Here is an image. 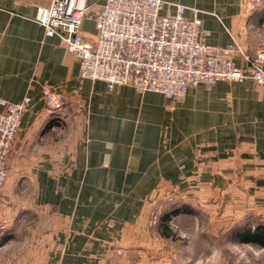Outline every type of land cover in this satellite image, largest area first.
<instances>
[{"label":"crops","instance_id":"0c3cea01","mask_svg":"<svg viewBox=\"0 0 264 264\" xmlns=\"http://www.w3.org/2000/svg\"><path fill=\"white\" fill-rule=\"evenodd\" d=\"M102 1L87 0L88 40ZM165 1L162 12L200 9L206 43H237V65L262 53L264 68V0ZM51 2L0 0V101L30 98L7 155L0 264H152L148 240L163 233L150 229L147 208L169 191L200 189L207 203L228 175L244 195L238 212L248 203L264 216V84L219 80L176 99L109 90L81 77L58 34L45 35L35 16ZM43 85L64 97L60 111L45 107Z\"/></svg>","mask_w":264,"mask_h":264},{"label":"built area","instance_id":"2783aa9c","mask_svg":"<svg viewBox=\"0 0 264 264\" xmlns=\"http://www.w3.org/2000/svg\"><path fill=\"white\" fill-rule=\"evenodd\" d=\"M165 5V0H103L95 15L93 40L81 33L87 0H52L38 8L35 19L45 35L61 37L64 50L78 61L81 77L104 81L109 90L125 84L176 99L191 86L209 87L219 80L264 84L262 53L243 55L246 64L237 65V43L218 49L203 40L200 9L173 3V12H162ZM41 92L49 111L62 109L63 96L48 85ZM29 101V96L0 101V194L8 176L7 155Z\"/></svg>","mask_w":264,"mask_h":264},{"label":"rangeland","instance_id":"374dc122","mask_svg":"<svg viewBox=\"0 0 264 264\" xmlns=\"http://www.w3.org/2000/svg\"><path fill=\"white\" fill-rule=\"evenodd\" d=\"M228 176L224 177L226 187L211 191L207 203L202 202L200 189L194 194L191 190L177 195L169 191L160 204L147 208L150 229L163 233L148 240L157 248L155 254L148 255V263L264 264V246L239 239L248 229L264 225V216H258L248 203L241 206L246 213L238 212L244 195L242 190L232 189L236 178Z\"/></svg>","mask_w":264,"mask_h":264},{"label":"trees","instance_id":"16d2710c","mask_svg":"<svg viewBox=\"0 0 264 264\" xmlns=\"http://www.w3.org/2000/svg\"><path fill=\"white\" fill-rule=\"evenodd\" d=\"M239 239L244 242H254L264 246V225L258 224L254 229H248Z\"/></svg>","mask_w":264,"mask_h":264}]
</instances>
